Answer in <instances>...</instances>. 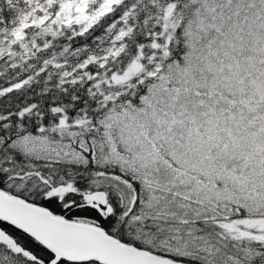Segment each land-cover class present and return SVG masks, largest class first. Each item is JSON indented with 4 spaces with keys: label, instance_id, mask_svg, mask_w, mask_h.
Wrapping results in <instances>:
<instances>
[{
    "label": "snow or ice",
    "instance_id": "6c2138e0",
    "mask_svg": "<svg viewBox=\"0 0 264 264\" xmlns=\"http://www.w3.org/2000/svg\"><path fill=\"white\" fill-rule=\"evenodd\" d=\"M0 264H264V0H0Z\"/></svg>",
    "mask_w": 264,
    "mask_h": 264
}]
</instances>
